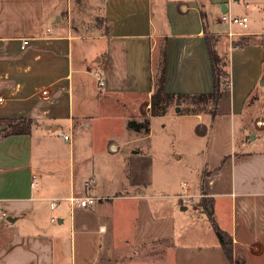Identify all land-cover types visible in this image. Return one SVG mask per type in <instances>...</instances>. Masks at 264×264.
<instances>
[{
    "label": "crops",
    "instance_id": "1",
    "mask_svg": "<svg viewBox=\"0 0 264 264\" xmlns=\"http://www.w3.org/2000/svg\"><path fill=\"white\" fill-rule=\"evenodd\" d=\"M77 2L0 0V119L37 121L0 134V264H232L210 217L234 256L264 264V149H244L261 130L249 112L264 115V0ZM211 45L230 71L216 115L183 113L177 97L152 115L157 95L214 90ZM146 119L148 130L129 126ZM188 119L205 142L197 183L175 200L157 186L147 142L155 120ZM174 153L161 160L184 156ZM71 195L96 201L72 207Z\"/></svg>",
    "mask_w": 264,
    "mask_h": 264
},
{
    "label": "rangeland",
    "instance_id": "2",
    "mask_svg": "<svg viewBox=\"0 0 264 264\" xmlns=\"http://www.w3.org/2000/svg\"><path fill=\"white\" fill-rule=\"evenodd\" d=\"M76 1L79 2V0H75V2ZM82 9H84L86 14L90 15L91 18H93V15H95L94 13H96L92 11V8L84 6ZM76 21L77 20L75 19V22ZM89 28L93 27L89 26ZM260 111L261 108L259 107L255 108L253 112H249L248 118L254 120L256 126L261 127V130L253 129V131H250L245 136V141L249 142V144H253L252 146L244 147L246 152L249 150H258L260 146L264 149V123L261 121L264 120V115L263 118L260 117ZM196 123L197 122L192 119L169 120L168 122L155 120L152 123L153 135L147 142L151 146L147 148L149 149L148 152L152 155L151 161L154 162L155 168H158V171L161 173L160 179L156 177V183H158L157 186H167L169 189L165 190V192H167L170 198L175 200H178V198L175 197V194L176 192L182 191L183 182H186L189 187H192V185L197 183L196 174L198 171L196 164H198L197 162L199 159L197 156V150L201 145L204 146L205 139L195 132L194 128L196 127ZM252 135H254L253 138ZM240 140L241 138L238 137L239 142ZM174 151L176 152L174 153L175 159H177L176 156L178 154H184V156L177 160H173V163L166 165L161 158L166 152L171 155ZM197 200L198 197H193L192 201L197 202ZM191 210L192 208H190L189 212L192 216L195 212ZM209 216L210 215L207 213H203L202 217L204 218V221L206 219V222L209 223ZM120 254L121 252L118 251L117 255Z\"/></svg>",
    "mask_w": 264,
    "mask_h": 264
},
{
    "label": "trees",
    "instance_id": "3",
    "mask_svg": "<svg viewBox=\"0 0 264 264\" xmlns=\"http://www.w3.org/2000/svg\"><path fill=\"white\" fill-rule=\"evenodd\" d=\"M210 56L213 66L215 84L214 90L210 93H200L193 95H177L166 94L165 96H155V99L152 101L151 112L152 115H161L165 112V107L168 106L175 97L179 100L186 101L189 106L182 109L183 113H205L212 115L213 117L217 113V103L221 98L224 87L223 82L221 81V76L228 80L230 71H229V58L228 56L220 55L213 47L210 46ZM161 92V87L158 89ZM158 93V92H157ZM37 121L31 118L20 117V118H8L0 119V134L3 137H8L10 135H22L29 134L31 132L32 126ZM129 126L141 127L145 130L149 129V120L146 119L142 122L130 121ZM212 225L215 229V232L218 236L219 243L229 261L232 264H247L246 259L240 253L237 256H234V246L232 236L225 230H223L216 222L213 217H210Z\"/></svg>",
    "mask_w": 264,
    "mask_h": 264
},
{
    "label": "built area",
    "instance_id": "4",
    "mask_svg": "<svg viewBox=\"0 0 264 264\" xmlns=\"http://www.w3.org/2000/svg\"><path fill=\"white\" fill-rule=\"evenodd\" d=\"M222 21L226 22L229 24L230 27L232 26H239L242 28H247L248 27V22H249V18L248 16H232V15H227V14H223L222 15ZM234 34V32L232 31V29H229L228 31V35L232 36ZM27 43V40H25V44ZM25 44L23 45V47L25 46ZM100 84L104 85V81L102 79H100ZM47 90L45 89V92ZM61 135H63L65 137V139H71V135L69 134H65V133H61ZM115 146H113L114 148ZM35 178V176H34ZM36 183V181L32 182V186ZM92 185V181H88L86 183V186L90 187ZM182 197H185L187 201H189L191 204L193 203L192 199L190 196L186 195H182ZM68 200L70 201V204L72 207L75 206H80V207H90L92 205H94L95 201H96V197L93 195H86V196H75V195H71ZM58 205V199H54L51 204L50 207L51 209H55ZM6 216V212L0 207V218H4ZM53 221L56 220V218H52Z\"/></svg>",
    "mask_w": 264,
    "mask_h": 264
},
{
    "label": "water",
    "instance_id": "5",
    "mask_svg": "<svg viewBox=\"0 0 264 264\" xmlns=\"http://www.w3.org/2000/svg\"><path fill=\"white\" fill-rule=\"evenodd\" d=\"M254 137V135H252V138Z\"/></svg>",
    "mask_w": 264,
    "mask_h": 264
}]
</instances>
